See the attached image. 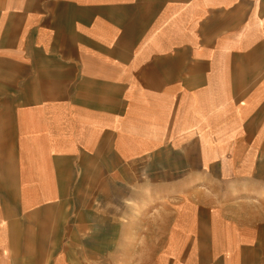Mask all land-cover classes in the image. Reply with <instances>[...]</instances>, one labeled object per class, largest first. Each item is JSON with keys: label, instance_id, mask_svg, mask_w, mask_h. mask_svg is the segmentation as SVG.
<instances>
[{"label": "crops", "instance_id": "obj_1", "mask_svg": "<svg viewBox=\"0 0 264 264\" xmlns=\"http://www.w3.org/2000/svg\"><path fill=\"white\" fill-rule=\"evenodd\" d=\"M0 264H264V0H0Z\"/></svg>", "mask_w": 264, "mask_h": 264}, {"label": "rangeland", "instance_id": "obj_2", "mask_svg": "<svg viewBox=\"0 0 264 264\" xmlns=\"http://www.w3.org/2000/svg\"><path fill=\"white\" fill-rule=\"evenodd\" d=\"M125 196V201L123 200V198H121V200H123V204L121 203V206L123 205L124 206V208H121V216H124V217H126L127 216V213H128V208H127V206H128V202H127V194L126 195H124ZM93 204H94V202H95V199H97L98 200V208L96 209V208H94V209H88V210H86L87 211V216H88V219L89 220H95V215H96V212H99V213H103V215H104V232L105 233H111V230H112V228H111V225H110V223H109V220L111 219V216H112V214H113V208H112V200H113V192H112V190H111V187H110V183H107V182H105V190H104V193H103V200H102V202L101 201H99V196H98V198H95V197H93ZM118 202V200H117V198H116V203ZM122 202V201H121ZM117 205V204H116ZM152 207H154V205H152ZM118 209L116 208V215H117V213H118ZM122 211H123V213H122ZM132 211V214L133 215H135V214H141L140 213V209H132L131 210ZM94 228H95V226H93V231H95L94 230ZM107 243H110V242H107V241H105V245L107 244Z\"/></svg>", "mask_w": 264, "mask_h": 264}]
</instances>
